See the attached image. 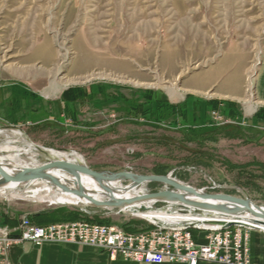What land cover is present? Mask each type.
Segmentation results:
<instances>
[{
  "label": "rangeland",
  "instance_id": "1",
  "mask_svg": "<svg viewBox=\"0 0 264 264\" xmlns=\"http://www.w3.org/2000/svg\"><path fill=\"white\" fill-rule=\"evenodd\" d=\"M5 47L0 129L75 151L95 171H161L264 206V0H0ZM61 209L134 232L153 227L131 212L3 197L0 226ZM191 229L206 242L205 229Z\"/></svg>",
  "mask_w": 264,
  "mask_h": 264
},
{
  "label": "built area",
  "instance_id": "2",
  "mask_svg": "<svg viewBox=\"0 0 264 264\" xmlns=\"http://www.w3.org/2000/svg\"><path fill=\"white\" fill-rule=\"evenodd\" d=\"M152 224L150 229L128 232L122 226L89 221L42 226L25 217L16 227L0 226V264H12L11 248L24 242L36 246L45 243L91 246L112 256L120 255L133 264H251L250 235L241 227L204 228L206 242L200 244L188 222ZM162 225H174V232H162Z\"/></svg>",
  "mask_w": 264,
  "mask_h": 264
},
{
  "label": "water",
  "instance_id": "3",
  "mask_svg": "<svg viewBox=\"0 0 264 264\" xmlns=\"http://www.w3.org/2000/svg\"><path fill=\"white\" fill-rule=\"evenodd\" d=\"M39 149L45 153L44 150ZM53 170L58 171L60 176L52 173ZM84 177L98 184L101 189L100 197L88 194L83 184ZM35 181H43L55 190H61L76 197L80 204L68 206L80 208L82 211L104 209L118 213L128 210L143 212L152 209L156 204H166L170 207L178 206V211L183 214L217 213L234 217L249 214L256 218V223L264 226V206L257 205L247 195L242 198L222 193H207L177 180L173 174L158 176L138 175L128 171H95L87 164H77L66 160H50L44 166L18 168L10 174L6 167L0 164V187L10 183L30 185ZM152 183L163 184L165 189L154 193L145 192L133 197H118L116 194L117 192L127 193ZM212 223H218L223 229L239 226L262 230L240 221L216 220ZM195 227L193 224L190 225V228Z\"/></svg>",
  "mask_w": 264,
  "mask_h": 264
},
{
  "label": "bare ground",
  "instance_id": "4",
  "mask_svg": "<svg viewBox=\"0 0 264 264\" xmlns=\"http://www.w3.org/2000/svg\"><path fill=\"white\" fill-rule=\"evenodd\" d=\"M10 47L0 48V54H5L10 51ZM18 55H12L10 58L17 57ZM181 76V75H180ZM53 87V86H52ZM53 90L55 87L52 88ZM57 90V89H56ZM191 90L186 89L185 92ZM198 94H207L201 91H191ZM172 93V91H171ZM175 92L173 91L172 97L174 98ZM176 96V95H175ZM212 96H220L223 98H231L229 96H221L213 93ZM219 97V98H220ZM236 99V98H233ZM254 104H263L261 101H257ZM0 136H3L5 140L0 142V164L6 167V170L13 174L18 168H37L44 166L50 160H66L77 164H87L84 157L79 153L72 150H55L47 149L38 146L32 142H29L20 130H2L0 129ZM39 148L45 151L43 153ZM25 156V157H24ZM40 157L44 158V162L38 161ZM52 173L60 176L58 171L53 170ZM84 186L88 194L93 197H100L101 189L98 184L88 178L84 177ZM116 184V183H115ZM118 186V184H116ZM145 186L137 188L130 192H117L118 197H133L145 193ZM0 197H3L9 201L11 200H24L33 203L47 204L49 206H68L80 204V201L70 195L62 192L61 190H55L50 185L43 181H35L30 185H21L17 183H10L9 185L0 187ZM197 200V199H196ZM200 201V200H199ZM215 203V202H213ZM82 204V203H81ZM131 212L134 216L148 220L151 223H166V224H180L188 222L197 226L198 228H217L220 227L218 223H212L216 220L240 221L241 223L248 224L249 226H255L261 228L264 232V226L255 222L256 218L252 215L246 214L240 217L224 216L217 213H204L202 215L196 214H183L177 211L170 214L167 211L150 209L148 211H124ZM30 218V217H29ZM31 219V218H30ZM239 227V226H238ZM162 232H174V225H162ZM249 229V228H248ZM256 230V229H252Z\"/></svg>",
  "mask_w": 264,
  "mask_h": 264
},
{
  "label": "crops",
  "instance_id": "5",
  "mask_svg": "<svg viewBox=\"0 0 264 264\" xmlns=\"http://www.w3.org/2000/svg\"><path fill=\"white\" fill-rule=\"evenodd\" d=\"M8 89H0V104L7 100ZM9 95V94H8ZM108 211V210H98ZM88 215H92L88 212ZM97 216V212H93ZM56 216H48L46 224L52 223ZM19 223L11 227H16ZM198 243H204L205 233L194 232ZM12 264H133L125 262L120 255L112 256L110 253L91 246L75 244L45 243L36 246L29 242L14 245L9 253ZM250 261L251 264H264V232L253 231L250 235ZM199 264H218L200 262Z\"/></svg>",
  "mask_w": 264,
  "mask_h": 264
},
{
  "label": "trees",
  "instance_id": "6",
  "mask_svg": "<svg viewBox=\"0 0 264 264\" xmlns=\"http://www.w3.org/2000/svg\"><path fill=\"white\" fill-rule=\"evenodd\" d=\"M155 174L157 175H161V171H156ZM150 185V184H149ZM156 205H160V204H156ZM61 215L59 217H56V219L52 220V223H57V222H64V221H70V222H74V221H89L92 223H97V224H107V222L105 221H101L99 220L98 216H93L92 219L90 217H88L84 212H81L79 210H75V211H70L67 214H64L63 212H66V210L61 209V210H57ZM46 216H48L45 213H40L37 215H32L30 216L31 220L38 225H47L46 223L48 221H46L44 218H46ZM50 224V223H49ZM124 227V226H123ZM124 229L128 232H134L135 229L131 228L130 226H125Z\"/></svg>",
  "mask_w": 264,
  "mask_h": 264
}]
</instances>
